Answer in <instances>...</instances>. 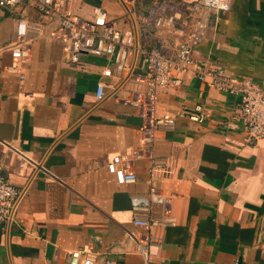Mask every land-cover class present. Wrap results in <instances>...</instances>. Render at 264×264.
<instances>
[{"label": "crops", "instance_id": "1", "mask_svg": "<svg viewBox=\"0 0 264 264\" xmlns=\"http://www.w3.org/2000/svg\"><path fill=\"white\" fill-rule=\"evenodd\" d=\"M74 2L81 17L98 7L112 27L133 33L131 73L104 75L111 58L87 53L69 64L47 35L55 21L31 5L22 11L40 30L23 40L29 59L21 75L10 72L18 11L0 7V172L22 191L2 223L0 264H67V252L85 243L96 264H264V137L246 142L238 96L184 75L179 87L158 93L154 112L199 104L204 119L178 117L150 147L140 144L142 117L131 103L147 105L138 49L172 52L176 36L159 32L154 18L167 6L182 24L200 0ZM194 57L264 87V0H232L212 13ZM99 82L105 96L97 101ZM118 153L129 156L135 182L119 184L107 170ZM153 155L166 158L169 172L153 183L168 200L151 211L166 209L174 224L155 228L162 241L145 261L131 234L143 241L146 230L133 224L130 200L146 196Z\"/></svg>", "mask_w": 264, "mask_h": 264}, {"label": "built area", "instance_id": "2", "mask_svg": "<svg viewBox=\"0 0 264 264\" xmlns=\"http://www.w3.org/2000/svg\"><path fill=\"white\" fill-rule=\"evenodd\" d=\"M231 3L232 0H200V9L182 24H173L174 17L179 18L180 14L172 16L167 6H162L161 12L154 18L155 28L159 32L166 31L176 36V41L172 52L160 47L138 49L144 66L143 89L140 93L147 99V105L143 109L141 100L137 98L131 103L140 110L142 117V146L150 147L157 131L172 130L178 117L198 122L204 119L203 108L199 104L193 107L181 105L176 113L154 112L158 93L164 89L179 87L184 75H191L207 87L238 96L246 142L253 144L264 137V87L246 76H228L223 67L215 64L208 66L194 57V47L204 37L210 15L228 10ZM74 4V0H0V7L9 12L18 11L16 40L10 45L11 60L7 67L10 72L21 75V68L29 59V49L23 40L29 31L40 30L38 24L28 22L27 15L22 11L31 5L40 14L55 21L47 35L49 39L61 42L69 64H76L81 53L105 56L111 58L113 65L103 70L104 75L115 74L120 78L130 75L128 56L135 48L133 33L112 27L106 13L98 7L92 9L91 17H81L75 12ZM104 88L103 83H97L94 92L97 101L104 98ZM106 167L119 184L136 180L127 154H114ZM168 172L169 163L166 158L151 156L147 194L130 200L133 224L146 230V239L143 241L131 234L135 250L145 261H148L150 247L160 245L162 241V234L155 231V228L174 224L173 216L166 209H163L160 216L151 211L152 204L164 206L168 200L153 185ZM21 192L0 172V235L2 223L11 215ZM97 260V252L89 243L67 252V264H96Z\"/></svg>", "mask_w": 264, "mask_h": 264}]
</instances>
